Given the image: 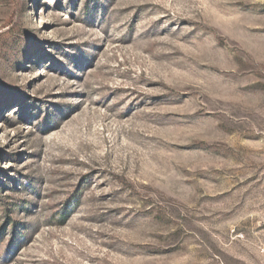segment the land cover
I'll use <instances>...</instances> for the list:
<instances>
[{
	"label": "rangeland",
	"instance_id": "rangeland-1",
	"mask_svg": "<svg viewBox=\"0 0 264 264\" xmlns=\"http://www.w3.org/2000/svg\"><path fill=\"white\" fill-rule=\"evenodd\" d=\"M0 264H264V0H0Z\"/></svg>",
	"mask_w": 264,
	"mask_h": 264
}]
</instances>
